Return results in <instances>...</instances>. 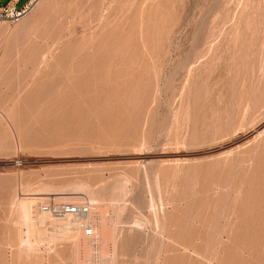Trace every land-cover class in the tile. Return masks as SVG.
<instances>
[{
    "label": "rangeland",
    "instance_id": "374dc122",
    "mask_svg": "<svg viewBox=\"0 0 264 264\" xmlns=\"http://www.w3.org/2000/svg\"><path fill=\"white\" fill-rule=\"evenodd\" d=\"M45 4L0 21V264H264V0ZM38 197L94 238L27 243Z\"/></svg>",
    "mask_w": 264,
    "mask_h": 264
},
{
    "label": "bare ground",
    "instance_id": "6f19581e",
    "mask_svg": "<svg viewBox=\"0 0 264 264\" xmlns=\"http://www.w3.org/2000/svg\"><path fill=\"white\" fill-rule=\"evenodd\" d=\"M41 2L37 5V7L34 9V11L38 8V6L41 4ZM47 2H48V0H47ZM47 2L45 0V3H47ZM39 202H41V198H39V197H38V199H36V198H21V200L19 201V209H20V214H21L20 216L23 219V223H24V226L26 227V231H27V235H26V239H25L27 243L31 242L30 237L32 235H34L33 233L38 231L37 230L38 224H43V225L47 224V226L48 227L51 226L52 229H56V230L58 229L57 231H59V233L61 232V235L63 237L64 236L65 237H67V236L68 237H75L77 239L76 241H79L82 244L84 243V247H85L88 239L92 240L94 238V235L92 236V232H94V231H91V230L86 231L87 227H91V224H89L90 223L89 219L91 217V212H92L93 207L90 209V212H88L85 215H67L64 218H56L47 212L41 211L39 208L40 206H38V204H40ZM99 226H100V228H99L100 231L98 232L99 229H96V231H95L97 236L99 233V235H102L103 239L106 238L105 240H109L112 242L113 235L111 232H109V229L111 227L110 228L108 227L109 229H107L105 227V223H104V220L102 218L99 221ZM106 226H107V224H106ZM43 228H45V227H43ZM88 233H91V236L90 235L88 236ZM30 234H32V235L30 236ZM93 241H95V240H93ZM97 241H98V239H97ZM100 241H102V240H100ZM87 249H88V247L86 248V252H89V249L88 250ZM104 250L105 249L103 248L102 251H104ZM85 254H87V253H85ZM89 254H91V253H89ZM102 255H104V254H102Z\"/></svg>",
    "mask_w": 264,
    "mask_h": 264
},
{
    "label": "built area",
    "instance_id": "2783aa9c",
    "mask_svg": "<svg viewBox=\"0 0 264 264\" xmlns=\"http://www.w3.org/2000/svg\"><path fill=\"white\" fill-rule=\"evenodd\" d=\"M18 1L9 0L0 5V21L17 23L31 14L42 0H25L20 6L17 5ZM41 209L56 218H64L67 215H85L90 212L91 206L88 203L47 201L41 204Z\"/></svg>",
    "mask_w": 264,
    "mask_h": 264
},
{
    "label": "crops",
    "instance_id": "0c3cea01",
    "mask_svg": "<svg viewBox=\"0 0 264 264\" xmlns=\"http://www.w3.org/2000/svg\"><path fill=\"white\" fill-rule=\"evenodd\" d=\"M44 1V0H43ZM43 1L41 2V4L38 6V8L36 9V12H33L31 15H29L27 18H25L20 24L19 27L21 26L22 28H25L27 26V24H29V22H32L33 20H37L40 17H42L46 11V8L48 7V5L50 4H45L43 3ZM42 10H44V12H42ZM16 31L15 29H11V32L9 35H11V33L13 34ZM16 33V32H15Z\"/></svg>",
    "mask_w": 264,
    "mask_h": 264
}]
</instances>
